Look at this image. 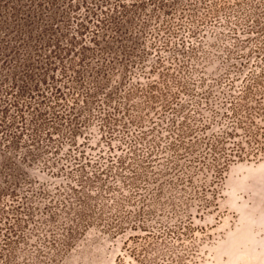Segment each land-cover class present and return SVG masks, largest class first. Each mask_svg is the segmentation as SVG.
Here are the masks:
<instances>
[{
  "label": "rangeland",
  "instance_id": "obj_1",
  "mask_svg": "<svg viewBox=\"0 0 264 264\" xmlns=\"http://www.w3.org/2000/svg\"><path fill=\"white\" fill-rule=\"evenodd\" d=\"M262 71L264 0H0V264H264V155L169 164Z\"/></svg>",
  "mask_w": 264,
  "mask_h": 264
},
{
  "label": "trees",
  "instance_id": "obj_2",
  "mask_svg": "<svg viewBox=\"0 0 264 264\" xmlns=\"http://www.w3.org/2000/svg\"><path fill=\"white\" fill-rule=\"evenodd\" d=\"M45 81L46 79L40 80L41 83ZM40 89L38 85L36 91L38 90L42 99H63L60 87L50 86L51 93L48 96L44 94V90L40 93ZM224 108L225 120L218 129H211L208 133H196L191 129L189 133H180L175 139L174 146L177 149L182 146L184 151L177 152L173 161H169L171 169L176 173L173 181L177 188L193 183V175L179 163L181 155L193 167L206 168L212 172L211 180L201 186H214L213 188L232 161L264 155V71L247 75L246 82L239 91L226 97ZM1 195L0 187V197Z\"/></svg>",
  "mask_w": 264,
  "mask_h": 264
}]
</instances>
